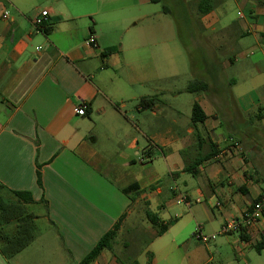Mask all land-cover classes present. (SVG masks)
<instances>
[{"label": "crops", "instance_id": "1", "mask_svg": "<svg viewBox=\"0 0 264 264\" xmlns=\"http://www.w3.org/2000/svg\"><path fill=\"white\" fill-rule=\"evenodd\" d=\"M224 1L183 0L192 13L184 16L189 31L216 33L223 18L216 7ZM232 1L241 7L239 19L228 26L233 30L225 24L209 38L206 68L215 76L199 74L176 89L160 85L174 73L162 78L159 69L174 70L187 47L178 42L160 2L0 0V186L27 194L25 210L35 225L52 229V238L36 235L9 259L0 254V264H78L120 220L110 249L90 264H140V249L131 253L138 226L150 247L173 231L147 252L145 264H213L230 253L243 264H257L264 252V218L243 232L222 228L241 222L264 191V156L233 135H221L219 117L226 116V103H234L235 81L219 76L235 62L230 54L245 49L244 38L264 46V0ZM42 11L47 22L39 31L32 21ZM91 37L95 44L88 46ZM192 81L204 89L188 92ZM182 93L190 95L183 110ZM247 93L237 95L243 112L252 107ZM141 99L151 105L141 108ZM81 103L83 116L75 114ZM194 104L203 122H192ZM232 112L241 118L234 105ZM184 174L198 182L193 190L188 180L182 192L169 188L176 203L187 207L181 214L159 197L165 179L175 182ZM146 211L168 224L162 235ZM183 217L189 220L179 224ZM196 230L215 239L192 243L188 236Z\"/></svg>", "mask_w": 264, "mask_h": 264}, {"label": "rangeland", "instance_id": "2", "mask_svg": "<svg viewBox=\"0 0 264 264\" xmlns=\"http://www.w3.org/2000/svg\"><path fill=\"white\" fill-rule=\"evenodd\" d=\"M159 10L165 8L169 11L170 15L167 17L170 20L174 21L178 32V42L183 46L187 47L186 50H183V61L180 65L174 70H166L163 68L159 69L160 77H164L166 74H170L172 71L174 73V77H172L171 81H160V85L166 86L168 84H173L176 89L185 87L187 81H190L200 75H214L215 71H207L206 64L209 63V46L211 43L209 42V38L213 39L216 37L215 34H219L225 24L227 30L232 26L231 22H236L239 17L237 16V12L241 11V7L238 6L232 0H226L221 5L216 7V12L223 15L222 20L214 26L216 33H213L212 30H196V32H190L184 22V16L186 13L192 14L188 8L185 7L183 0H162L158 5ZM228 30H233L232 27ZM227 30V31H228ZM246 40L247 45L242 53H232L235 62L232 67L227 68L224 72L219 76L221 78H233L235 84L232 86L233 92L235 95L234 103H226L225 110L226 116L219 117V120L222 122V128L220 130L221 135L224 137H228L229 135H233L237 139L242 140L248 147H255L256 151L260 153V155L264 156V46L258 45L254 38L247 37L244 38ZM217 55V54H216ZM222 58V56L217 55V58ZM224 57V56H223ZM204 73V74H203ZM195 75V76H194ZM248 92L249 101L252 102V107H249L248 112H243V107L245 103L239 101V97L237 95ZM188 94L182 93L180 97L181 109L183 110L186 105V100L189 98ZM228 105V106H227ZM233 105L236 106L239 110V114L241 118H236L233 110ZM248 113V114H247ZM261 115V116H259ZM241 120H244L245 124L241 123ZM161 169V167H160ZM161 171V170H160ZM183 180H188V189L193 190L196 188V181L193 177L188 174H184L183 177H180L179 180L173 182L171 179H165L162 182L163 194L159 197L161 202H165L169 204L170 202L174 203L173 210L175 213L183 214L187 211V207L183 203H176L175 198L171 195L169 188L179 189L181 192L184 190V186L182 184ZM261 187H264V183L260 184ZM6 197V196H5ZM194 208L198 210L199 204H193ZM185 209V211L183 210ZM215 212V211H214ZM161 213L167 215V209L162 210ZM189 217H183L179 224H183L186 222ZM137 223L140 224V220H136ZM143 221V220H142ZM173 231L163 235L161 238L154 241L152 247L148 244V238L144 235L143 230L138 226L137 229H133L132 234L137 237L138 244L133 246L131 251L132 256L136 255L138 250V260L140 264H145L147 261V252H151V248L154 249L160 242L166 241L170 238ZM195 231H192L188 236V239L192 243H197L194 239L193 234ZM36 235H42L45 239L52 238V229L47 226H42L41 224H36ZM205 235V234H204ZM126 234L123 231L121 235H119L118 246L120 249L123 248V242L125 241ZM213 246V243L209 244ZM123 250V249H122ZM252 254H256L253 250L249 249ZM117 252V251H116ZM261 259L257 261V264H264V252L261 253ZM217 260V258H215ZM229 262H233L232 264H243L240 259H236L233 253H230L228 257H225L222 261H215L213 264H228ZM171 264H176L172 260Z\"/></svg>", "mask_w": 264, "mask_h": 264}, {"label": "trees", "instance_id": "3", "mask_svg": "<svg viewBox=\"0 0 264 264\" xmlns=\"http://www.w3.org/2000/svg\"><path fill=\"white\" fill-rule=\"evenodd\" d=\"M150 1L152 3H158L161 0ZM163 11L167 12L166 9ZM106 54H109V51H107ZM204 87L205 86L203 84L197 81H192L188 85L187 91L195 92L204 89ZM150 102H147L145 99H141L139 100L138 105L141 108H147L151 105ZM191 119L194 123H200L205 120V115L197 104L192 106ZM191 171L192 174H195V171ZM6 191L13 197V199L5 197L4 192ZM29 202L30 199L27 194L11 192L6 190L3 186H0V254L4 259H9L20 252L36 237L34 217L28 214L25 210V205ZM145 217L146 220L156 228L158 236L162 235L166 231L168 224L162 222L157 214L146 211ZM120 221H118V223L115 224L111 230L106 232L100 238L94 248L78 264H90L96 259L102 250L110 249L111 242L117 235ZM256 250L260 251V248L256 246Z\"/></svg>", "mask_w": 264, "mask_h": 264}, {"label": "built area", "instance_id": "4", "mask_svg": "<svg viewBox=\"0 0 264 264\" xmlns=\"http://www.w3.org/2000/svg\"><path fill=\"white\" fill-rule=\"evenodd\" d=\"M240 15V14H238ZM33 25L37 30H42L47 22V12L42 11L33 19ZM95 44L93 37L89 38L86 45ZM86 113V105L81 103L76 109L75 114L83 116ZM264 218V191L246 210L241 222L230 221L222 228V233L243 232L244 229L254 226L258 221ZM194 239L200 244H207L215 239V235H204L199 230L193 234Z\"/></svg>", "mask_w": 264, "mask_h": 264}]
</instances>
